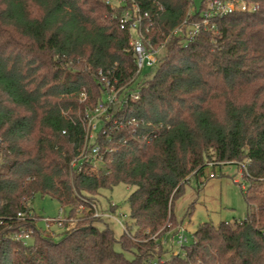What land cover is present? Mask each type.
I'll list each match as a JSON object with an SVG mask.
<instances>
[{
  "label": "trees",
  "instance_id": "obj_1",
  "mask_svg": "<svg viewBox=\"0 0 264 264\" xmlns=\"http://www.w3.org/2000/svg\"><path fill=\"white\" fill-rule=\"evenodd\" d=\"M208 1L134 0L146 39L164 57L130 110L158 135L125 143L122 131L104 140L115 148L106 168L77 173L71 161L84 145L82 118L103 92L99 70L119 83L136 75L131 32L120 28L127 5L0 0V217L34 230L28 245L1 238L0 264H264V0H244L256 11L210 18L193 36L187 24L202 23ZM223 164L246 166V217L201 223L193 243L173 254L162 239L180 233L174 207L185 184L196 176L203 186L209 168ZM121 183L134 190L117 238L93 205ZM36 194L61 204L60 240L36 220Z\"/></svg>",
  "mask_w": 264,
  "mask_h": 264
},
{
  "label": "built area",
  "instance_id": "obj_2",
  "mask_svg": "<svg viewBox=\"0 0 264 264\" xmlns=\"http://www.w3.org/2000/svg\"><path fill=\"white\" fill-rule=\"evenodd\" d=\"M133 1L130 7L124 8L120 17V28L131 32V39L129 42L130 48L134 53L136 61V75L133 79L125 83H119V80L115 77V74L111 70L100 69L98 72L99 83L102 87V95L92 109L85 112L82 121L84 126V145L79 155H77L71 161V168L74 172L81 173L83 171H91L99 173L103 168H106L109 163L108 155L114 151L113 146L104 145V140L112 142L116 134L124 131L128 133V137L124 136L118 138V141L127 142L129 139L138 142H150L158 135L159 127L150 121H147L145 117L132 114L130 110V104L137 101L141 97L142 93V80L145 74L140 78L145 69L152 72L154 69H158L162 62V46H155L150 40L146 39L142 19L143 15L140 12V8L137 3ZM111 2V0H107ZM193 2V0H192ZM257 5L248 4L244 0H209L206 9L202 10L201 22H195L193 24H187V29H191L190 34L195 35L201 29V25H207L210 18L222 17L231 14L236 11H256ZM195 6L192 7L194 12ZM81 102L87 99V93L84 91L80 95ZM143 128H150V131L146 132ZM65 132V131H64ZM115 135V136H114ZM244 172L246 171V166ZM244 172L241 170L240 175L244 178ZM215 177V173L210 175ZM241 184L242 189H246L247 182L241 183L239 180H235ZM111 206H118L116 203H111ZM94 216L97 218H108L112 216V211L105 212L98 204L93 205ZM63 211V210H62ZM35 212L30 211L29 218L35 219ZM26 213H18L20 220L26 218ZM125 216V215H124ZM58 219H46L45 230L50 228V222L55 221L59 225L64 220ZM42 217L36 219L38 223ZM9 221L0 217V229L8 225L9 231L0 235V239H10L15 242L28 245L33 239L34 230L32 228L26 229L19 227L13 229V224H9ZM54 223V222H53ZM123 224V222H122ZM124 229H126V223ZM184 229L180 227V233L178 236V244L182 247L183 244L188 241V238L183 234ZM179 250H175V254L180 253Z\"/></svg>",
  "mask_w": 264,
  "mask_h": 264
},
{
  "label": "rangeland",
  "instance_id": "obj_3",
  "mask_svg": "<svg viewBox=\"0 0 264 264\" xmlns=\"http://www.w3.org/2000/svg\"><path fill=\"white\" fill-rule=\"evenodd\" d=\"M202 0H194L196 7H199ZM113 6L127 5L125 0H111ZM130 7L127 5L125 8ZM164 57V51L161 53ZM156 69L153 70V73ZM148 70L145 69L140 78H142ZM151 75L149 77H151ZM244 172V167L240 164H223L218 165L214 169L211 167L202 177L204 182L200 186L196 176H192L185 184V192L176 202L174 207V215L182 223L184 229L183 234L188 238L183 245L189 246L194 241V232L198 226L204 222H211L214 225L220 224L222 221L243 220L246 217L248 206L245 200L241 183H246V179L242 178L240 171ZM214 172L215 177H210V173ZM134 190L133 187L123 183L116 185L112 189H104L98 197V205L103 211H111V203H116L118 206L112 213L111 217L106 218L113 233L117 238L124 232V226L127 221L130 222V203L129 196ZM32 207L42 219L39 225L46 227V219H58L64 217L65 213L62 211V206L56 199L48 195L36 194L32 201ZM125 215V216H124ZM64 219V218H63ZM50 222L52 230L55 232V239L62 238L61 224ZM123 222V224H122ZM50 235L54 233L50 228L46 229ZM179 234H168L164 237L163 243L167 246L173 254L175 250L182 251L178 244ZM116 248L121 250V246L117 244ZM127 256L132 254L126 252ZM170 255V254H169Z\"/></svg>",
  "mask_w": 264,
  "mask_h": 264
}]
</instances>
